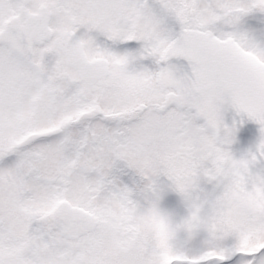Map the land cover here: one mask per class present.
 I'll list each match as a JSON object with an SVG mask.
<instances>
[{
    "label": "rangeland",
    "instance_id": "374dc122",
    "mask_svg": "<svg viewBox=\"0 0 264 264\" xmlns=\"http://www.w3.org/2000/svg\"><path fill=\"white\" fill-rule=\"evenodd\" d=\"M33 9L43 8L46 15L49 14L53 5L57 3V0H53L49 4L50 0H28ZM69 4L81 9L84 16V24L81 29L76 28L79 36L89 37L90 42L95 44L94 38L98 32V29L92 30L96 23L95 19L104 18L112 11L115 16L110 17L109 22L114 21L120 15L125 13V10L132 9V7H123L110 0H95L94 16L92 20L89 17V0H67ZM200 0H191V3L195 6ZM245 2L249 3L248 0ZM223 0H212L211 7H220ZM254 4L253 1L250 5ZM262 2L256 1V6L261 7ZM255 6V5H254ZM198 7L203 9L201 12V20L203 23H207L209 20V11L206 9V3L200 2ZM262 8V7H261ZM257 9V10H261ZM250 12V11H248ZM260 15V14H257ZM54 22L51 23L55 27L52 33H47L49 38L52 37V41L45 43V48L37 50L36 54L39 61L43 62L44 66H41L50 80L54 83V94L44 93L41 94V99L38 102L41 107L36 114L27 115V123L33 126L36 132L47 130L50 128L51 123L57 124L62 118L74 113L72 100L74 97L72 93L76 90V87L83 88L81 94L90 99L103 98V104H100L101 110L106 111L107 107L125 106L134 111L139 110L141 105L149 106L151 100L158 98L161 91L156 89L152 81H150V65L145 62V54L142 52V48L139 44H135V51L131 57L129 63L117 66L118 61H115V65L111 76L105 82H102L95 87L80 86L78 76L74 75L71 68L65 63L63 56L64 41L68 40V31L73 25L64 17V13L60 15H54ZM42 18V17H40ZM89 19V20H88ZM198 19L195 16L194 20ZM199 20V19H198ZM37 26L41 29L40 42L45 40L44 33L46 30V23L44 27V21L41 19L36 20ZM228 25L234 24V18L229 15L225 21ZM144 25V24H143ZM255 20L248 24L247 31L250 39L253 43L251 46L264 45V28H260ZM192 27L203 28L197 22H192ZM146 27V26H145ZM155 24L150 22L146 31L155 30ZM100 30V29H99ZM101 31V30H100ZM114 28L105 25L102 29V33L109 37L106 38L108 45H97L99 52L109 54V50L115 40L112 39V33ZM67 36V38H66ZM259 43V44H258ZM115 53L120 56V49H114ZM121 57V56H120ZM114 61V60H113ZM261 61L264 62V54L261 56ZM0 90L2 93H7L9 90L12 94H15L17 90L24 92L26 90H32L29 82L26 81L27 76L21 68H17L14 64H0ZM75 83L73 87L72 83ZM136 86L132 88V86ZM73 87V88H72ZM150 87H153L152 89ZM149 89V90H148ZM151 90V91H150ZM29 94H32L30 91ZM56 101V106L47 108V106ZM29 102V101H28ZM39 105V106H40ZM106 107V108H105ZM133 116L136 112H132ZM147 117V116H146ZM173 117H171L172 119ZM116 122V120H114ZM0 133L9 131L14 138L12 131L8 130L7 123L4 118L0 117ZM95 124V123H94ZM167 125V123H166ZM165 125V126H166ZM96 130L102 132L104 129L99 122L95 124ZM166 129L163 127L162 122L157 123L155 130L150 129L143 135H137L134 145L129 146L127 149L121 151L122 157L132 164V167L139 174H143L147 178L158 179L168 167H172L176 170L175 182L171 185H163L159 192L155 193L153 197L149 195L147 201L143 202L142 207L138 210L137 217L142 223V233L144 239L147 240L153 249H149L146 246L147 241L139 240V244L135 248H131L130 252L124 253L118 246L117 241L113 233L99 225L98 231L91 235L89 238H84L77 243H67L62 238V230L54 229V240L49 245L44 246L40 241L35 239H28V247L37 246L42 250V256L44 264H71L68 258H57V248L63 244L69 245L71 250L80 248L85 250V258L89 264H95L93 257L89 254L92 253L101 262L103 259L110 261V264H162V253L168 252L170 257H173L183 250L184 239L186 243V256L192 261V264H206V260H211L210 264H214V257L221 256L226 260L233 258V254H249V252L259 251V257H256V264H264V158L256 162H239L232 158L230 160V168L234 170L232 175H236L239 170L237 167L243 168V170H249L252 174L250 181L247 180L243 183L240 180V188L228 189L230 183H226V190L221 186L223 183H209L202 180V183H197L196 178L191 175V166L183 167L181 165H166L168 161L167 157L169 153L175 150V146L168 145L167 141L157 137L154 141H149V134L158 130ZM166 131V130H165ZM261 133L264 132V128H261ZM11 141V140H10ZM236 143L245 151L255 148L259 139L246 140L240 139ZM6 143L2 142V145ZM39 143L37 145H40ZM38 148L45 150L48 155L47 159L40 164L42 176L45 178H53L58 173V165L61 160V149L58 143L53 142L50 147L44 145ZM202 145H198V150L201 152ZM110 146L105 144L102 149L97 151L90 150V154H87L81 161L82 165H87L89 168L95 166H101V171L108 173L112 167L113 161L116 159L113 151H110ZM154 149L159 151V157L153 159L152 154ZM151 152V154H150ZM186 152H195L194 150L186 147ZM238 161V162H237ZM189 164H192L190 162ZM188 164V165H189ZM27 172V168H23L18 173L15 162L10 161L1 170L2 175H5L6 179L1 183V191L5 190L4 196L0 195V216L5 218L11 225L12 232L20 237L30 236V220H27L25 215L21 212L18 206L20 200L21 190L23 185L30 189L31 194L34 197V201L27 203L40 210H48L49 206L45 203L51 196V190L45 188L42 185L34 183L32 180L23 182V177ZM259 179L257 182H254ZM232 180V179H231ZM236 177L233 178L235 182ZM222 181V180H221ZM167 182V181H166ZM176 184L177 189L183 195V199L176 197V193L171 186ZM183 185V186H182ZM244 185L248 186V189L252 192L253 202L245 205L249 212L244 215L243 207L237 202L243 204V202L234 199L237 194L243 196ZM182 186V187H181ZM232 186H236L234 183ZM233 188V187H232ZM84 180L81 176L74 175L72 180L71 191L68 194L70 203L77 204L84 196ZM233 195V196H232ZM150 198V199H149ZM99 206L106 204L115 206V203L111 200H105L98 202ZM250 217H255V220H248ZM200 220L198 227L204 230V234H199L197 230L193 228V219ZM248 218V219H247ZM232 242L230 245L228 242ZM147 242V243H148ZM84 252V251H83ZM244 252V253H242ZM0 264H18L13 259H7ZM232 264H250V261L237 262Z\"/></svg>",
    "mask_w": 264,
    "mask_h": 264
},
{
    "label": "flooded vegetation",
    "instance_id": "af4514ba",
    "mask_svg": "<svg viewBox=\"0 0 264 264\" xmlns=\"http://www.w3.org/2000/svg\"><path fill=\"white\" fill-rule=\"evenodd\" d=\"M11 0H9L10 2ZM100 1V0H99ZM21 4L24 5L26 0H20ZM6 2H3V0H0V8L5 7ZM11 6L12 3L7 4V7H9L7 10L11 11ZM89 10V17L92 20L94 16V11L95 10ZM61 11V10H60ZM60 11L58 10L57 15H60ZM43 12V11H42ZM38 13L37 11L34 12V14L31 16V18H28L27 16V10L22 9L19 11V16L14 17V24L15 25H23V26H28L30 28V45L32 48L31 55L28 56L26 59H22L16 55H14L12 52H10L7 47L0 46V64H17V65H23V64H41V66H44L43 62L39 61L37 58L36 51L37 50H42L40 44L42 45L47 42V36H46V30L44 33L45 40L40 42L39 40L42 39L40 37L39 30L41 29L37 26V18L41 19L45 22L48 21V15L45 13ZM83 12V11H81ZM134 10H131V13H134ZM65 14V13H64ZM84 12L80 16L73 17L69 15L68 21L73 25V27L70 30H75L76 28L81 29L84 24ZM115 16V13L112 11V14H109L108 16L104 18H98L95 19V25H93V29L95 30L96 28L98 29V32L96 34V41L95 44L97 45H102L104 44L105 46L108 45V42L106 38H109L105 32L104 34L99 30L103 25H106L107 22H109L110 17ZM42 17V18H40ZM83 17V18H82ZM144 18L140 21L136 20V24L134 25H127L124 24L126 21L125 19H122L119 23V26L117 28L116 24L118 23V20L113 21L110 26L114 28V31L112 33V39L115 37V40L110 48L114 50V46L116 44H119L123 47H128L129 45H133L135 47V44H139L142 48V53L145 54V58H150V59H155L159 56V53L152 52L151 48L150 50L148 49V44L153 40L154 36L150 33H159L163 34L164 38L167 39L170 37V27L169 25L163 26L159 23L158 19L153 18V17H146L143 16ZM89 20V19H88ZM150 22H153L156 26L160 27L161 32H156V29L153 31H146V28L148 27V24ZM144 24V25H143ZM135 26L139 27L140 30H137ZM146 26V27H145ZM45 27V24H44ZM2 28H0L1 31ZM42 32V31H41ZM77 33V31H76ZM71 32L68 34V40H62L64 41L63 45L65 46L64 51H63V58L66 61L68 53L72 49L73 41L72 38L70 37ZM78 34V33H77ZM80 40L83 43V46L86 47V54L88 58L91 60L93 58H98V57H105V53H101L98 50V47L90 42V38L82 36H78ZM243 49L245 51H252V49L249 46H243ZM1 67V66H0ZM39 73H41V83L47 82L48 73L44 72V75L42 73V67L38 68L35 67ZM72 72L74 75L78 76V73L75 69L71 68ZM78 78V77H77ZM79 81V78H78ZM80 86H84L87 88H90L87 86L85 83L79 81ZM73 87H75V83H72ZM72 87V88H73ZM135 88L136 86H132ZM54 86L53 87H48L47 89H44V93L51 92L54 94ZM149 90V89H148ZM151 91V90H150ZM83 92L80 90V92L77 94L76 90L72 93V96L74 99L72 100V105L74 108V113L71 114V120L68 121L69 128L71 130V142H77L79 141L80 143L83 144H88V141L90 140V125H91V120L90 119H80V115L86 112L91 111L92 109H83L82 111L77 107V102L81 99ZM163 93H160L158 98L155 99L150 103L149 106H144L141 105L140 109L137 110L135 109L132 111L128 107L123 106L122 108H118V117L120 118L121 121H131L132 126L135 127V133L137 132L138 128L144 129L140 135H143V133H147V131H150V129L155 130V126L157 123L162 122L163 126L166 127V131L164 129L158 130V133H151L149 134V141L152 142L154 141L157 137L162 138L164 141H167L170 145H175L177 148L178 153L172 152L170 155L171 158H179L183 160V167L187 166L186 162L187 161H200L205 159V155L203 150L209 146L212 145L213 142L211 134L206 131L202 130L198 123L194 120V117H191L189 114L185 112H181L177 109H175L174 113L172 114L170 108L166 106L163 103ZM28 94L27 91L21 92L20 90L12 94V91L9 90L7 93H2L0 90V117L4 118L6 121V125L8 130L12 131L14 138L12 137L11 133L9 131L2 132L0 133V189H1V183L4 182L5 179H2V173L1 170L5 166L6 162L10 161L12 158L13 154V146L17 144L21 139H23L27 134V126L25 125L26 123V118L25 114L29 112V110L34 111L35 113L38 112L40 106H33L32 104L28 103L27 100ZM157 103V104H154ZM56 101L54 99V102L50 103L47 108H52L56 106ZM156 107V109L154 108ZM131 112H136L137 114L133 116ZM159 114V118L155 119L154 115ZM144 116V117H143ZM147 116V117H146ZM69 117L67 115L66 117L62 118L57 124L51 123L49 130H54L57 128H61L62 125L65 122V118ZM171 117H173L171 119ZM136 118V119H135ZM102 121V119L100 120ZM142 121V122H141ZM167 123V125H166ZM166 125V126H165ZM1 126V123H0ZM48 130V131H49ZM46 131V130H44ZM43 132V131H42ZM36 133V132H33ZM60 135H56V137H51L47 138V142L52 143L57 142L59 139ZM57 138V140H56ZM204 139L206 140L204 145L205 147L202 148L201 152L198 150V145H199V140ZM11 140V141H10ZM2 142L6 143L2 145ZM186 147H189L190 149L194 150L195 152H186ZM183 150V153L181 152ZM15 151V150H14ZM87 151V150H86ZM151 154V152H150ZM203 172L202 169H198L195 174L199 175ZM228 172H231L230 170ZM234 172V170H232ZM193 173V171H192ZM246 175V173L244 174ZM5 176V175H3ZM228 177H231L228 175ZM246 188V186H245ZM5 190L1 191L0 190V195L4 196ZM249 198V196H248ZM251 199V198H250Z\"/></svg>",
    "mask_w": 264,
    "mask_h": 264
},
{
    "label": "water",
    "instance_id": "95a60500",
    "mask_svg": "<svg viewBox=\"0 0 264 264\" xmlns=\"http://www.w3.org/2000/svg\"><path fill=\"white\" fill-rule=\"evenodd\" d=\"M79 65L81 76L88 81L89 68L95 75L99 67L96 62L83 61ZM106 72L107 68L103 77ZM159 78L164 87L178 91L169 101L196 111L226 136L250 135L261 123L264 79L258 68L232 47L219 44L209 32L186 31L173 47L172 57L162 67ZM56 219L63 221L65 236L70 239L96 228L91 218L80 211L62 208Z\"/></svg>",
    "mask_w": 264,
    "mask_h": 264
},
{
    "label": "bare ground",
    "instance_id": "6f19581e",
    "mask_svg": "<svg viewBox=\"0 0 264 264\" xmlns=\"http://www.w3.org/2000/svg\"><path fill=\"white\" fill-rule=\"evenodd\" d=\"M135 28H136L137 30H140V28H139V27H137V26H135ZM9 43H10V44H13V43H14V41H10ZM84 51H85V53H86V47H84Z\"/></svg>",
    "mask_w": 264,
    "mask_h": 264
}]
</instances>
